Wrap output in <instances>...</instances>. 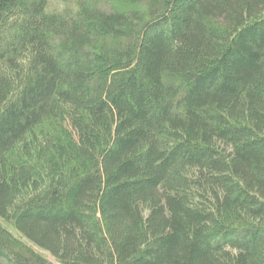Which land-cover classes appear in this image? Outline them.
I'll use <instances>...</instances> for the list:
<instances>
[{
	"label": "trees",
	"instance_id": "1",
	"mask_svg": "<svg viewBox=\"0 0 264 264\" xmlns=\"http://www.w3.org/2000/svg\"><path fill=\"white\" fill-rule=\"evenodd\" d=\"M0 264H264V0H0Z\"/></svg>",
	"mask_w": 264,
	"mask_h": 264
},
{
	"label": "rangeland",
	"instance_id": "2",
	"mask_svg": "<svg viewBox=\"0 0 264 264\" xmlns=\"http://www.w3.org/2000/svg\"><path fill=\"white\" fill-rule=\"evenodd\" d=\"M12 232V231H11ZM13 234H15V233H13ZM16 235V234H15ZM48 258V260H50V258L49 257H47Z\"/></svg>",
	"mask_w": 264,
	"mask_h": 264
}]
</instances>
